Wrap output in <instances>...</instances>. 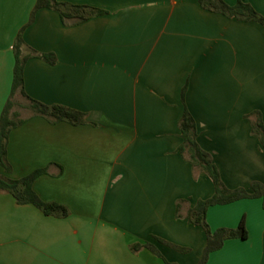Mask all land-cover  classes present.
<instances>
[{
	"label": "crops",
	"instance_id": "crops-1",
	"mask_svg": "<svg viewBox=\"0 0 264 264\" xmlns=\"http://www.w3.org/2000/svg\"><path fill=\"white\" fill-rule=\"evenodd\" d=\"M59 1L106 13L65 25L59 12L40 9L23 37L55 62L29 59L24 89L45 104L81 111L86 122L31 117L19 96L14 109L28 120L9 133L12 171L0 166V175L19 179L48 167L34 190L70 214L48 216L0 193V264H197L206 233L177 216V203L187 200L185 213L215 185L195 175L179 151V122L188 108L198 142L228 188L264 183V150L245 118L260 110L264 121V26L210 11L199 0ZM246 1L264 15V0ZM36 2L0 0V117L12 90L15 39ZM243 217L247 238L227 240L207 264H264L261 198L208 211L214 230L237 228ZM147 242L162 257L131 249Z\"/></svg>",
	"mask_w": 264,
	"mask_h": 264
},
{
	"label": "trees",
	"instance_id": "trees-1",
	"mask_svg": "<svg viewBox=\"0 0 264 264\" xmlns=\"http://www.w3.org/2000/svg\"><path fill=\"white\" fill-rule=\"evenodd\" d=\"M202 7L210 11L224 14L228 17H234L241 21H255L264 26V15L259 13L246 0H237L235 5H230L225 0H199ZM42 8H49L59 12L61 19L65 25L77 24L87 19L105 14L106 11L88 5L72 4L59 0H37L32 11L29 22L21 29L17 35L13 47L15 55V66L13 72V84L10 97L2 111L0 117V166L7 172L12 171V166L8 161V138L12 129L20 126L28 120L14 108L18 105V97L22 96L27 100V107L31 111V117L41 116L50 123L69 122L74 125L86 122L85 114L79 110L67 107L61 104L48 105L35 100L27 95L24 89L25 81V64L33 57H40L48 62L54 63L53 54L41 53L31 47L23 37L24 30L32 25L36 19L37 12ZM188 85L183 88L182 100L185 101ZM252 127V134L257 136L264 150V121L260 110H254L245 115ZM181 136L183 142L179 147V151L192 164L195 175L204 173L208 175L214 182L215 192L207 199H200L193 206L188 208L184 213V204L187 200H179L177 203V216L186 217L190 223L201 226L206 233L207 242L203 250L202 257L197 264H207L211 253L221 249L225 242L232 238H247L248 232L245 226V218L243 217L237 228L222 227L212 229L208 221L209 208L215 205H226L242 199L261 198L264 207V183L261 181H253L251 189L244 187L230 189L222 180L221 173L214 162L210 152L201 147L198 142L197 122L192 113L185 109L184 114L179 122ZM48 173V167L39 168L29 175L19 179H11L0 175V193H10L18 204H31L41 210L45 215L56 217H67L70 214L69 208L61 203L46 202L42 200L34 190L35 180ZM164 242L182 252L188 249L180 247L162 239ZM149 248L155 254L162 257L159 250L152 243H135L131 245V249L135 252L142 248ZM166 264H174L165 260Z\"/></svg>",
	"mask_w": 264,
	"mask_h": 264
},
{
	"label": "rangeland",
	"instance_id": "rangeland-1",
	"mask_svg": "<svg viewBox=\"0 0 264 264\" xmlns=\"http://www.w3.org/2000/svg\"><path fill=\"white\" fill-rule=\"evenodd\" d=\"M20 99V98H19ZM22 99H20L19 101H21ZM24 100H22V102H23Z\"/></svg>",
	"mask_w": 264,
	"mask_h": 264
}]
</instances>
